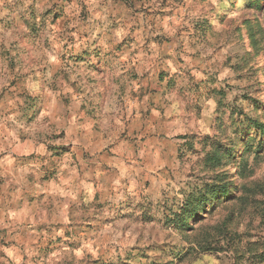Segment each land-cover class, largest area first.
<instances>
[{
    "label": "rangeland",
    "instance_id": "obj_1",
    "mask_svg": "<svg viewBox=\"0 0 264 264\" xmlns=\"http://www.w3.org/2000/svg\"><path fill=\"white\" fill-rule=\"evenodd\" d=\"M29 2L0 20V124L31 168L0 181V264H264V0ZM215 172L231 197L175 227Z\"/></svg>",
    "mask_w": 264,
    "mask_h": 264
},
{
    "label": "trees",
    "instance_id": "obj_2",
    "mask_svg": "<svg viewBox=\"0 0 264 264\" xmlns=\"http://www.w3.org/2000/svg\"><path fill=\"white\" fill-rule=\"evenodd\" d=\"M255 1L254 7L261 3V0ZM251 125L258 129L260 140L264 135V124L254 120ZM223 148L225 147L218 146L212 151L210 159L213 164L220 165L222 163V158L225 156V152H221ZM226 154L229 155V159H232L234 157L233 149L226 148ZM230 178L228 172H215L209 178L210 180H206L207 182L193 185L191 190L185 194L178 209L171 214L169 221L181 230L190 228V223L201 216L207 205L231 197L235 184L231 182ZM197 244L201 247V240L197 241Z\"/></svg>",
    "mask_w": 264,
    "mask_h": 264
},
{
    "label": "crops",
    "instance_id": "obj_3",
    "mask_svg": "<svg viewBox=\"0 0 264 264\" xmlns=\"http://www.w3.org/2000/svg\"><path fill=\"white\" fill-rule=\"evenodd\" d=\"M25 0H22L23 4V10L25 8L24 6ZM14 5L15 0H0V20H17L18 13L14 12ZM26 5L29 7L30 2L27 0ZM24 14V11H23ZM6 42V43H5ZM3 45L7 46V41L3 40ZM4 49V47L2 48ZM1 68L6 67V64H0ZM8 133H10L9 129L6 128V125L0 124V181L5 180L7 181H15L16 176L20 172L26 176L27 178L30 176V163L26 160L25 152L28 153L30 150L29 145H25L23 147L17 146L14 144L13 139L11 138L9 141ZM3 134V136L1 135ZM6 134V136H4ZM24 149H26L24 151ZM19 155H23L24 157H20ZM27 161V162H26ZM113 165V163H111ZM98 171H103V163L100 162L98 164H95V166ZM6 190V191H5ZM8 189H5L0 186V226H6L8 227V223H4L3 218L9 217V212H13L14 208V200H11L10 205L7 203L6 206V199L8 200L9 194ZM14 193L12 190H10V197L13 198ZM2 198L4 199L2 201Z\"/></svg>",
    "mask_w": 264,
    "mask_h": 264
}]
</instances>
